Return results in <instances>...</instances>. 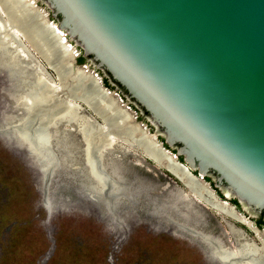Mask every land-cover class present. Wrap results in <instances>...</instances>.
<instances>
[{
    "label": "water",
    "instance_id": "water-1",
    "mask_svg": "<svg viewBox=\"0 0 264 264\" xmlns=\"http://www.w3.org/2000/svg\"><path fill=\"white\" fill-rule=\"evenodd\" d=\"M3 1L1 48L12 51L6 40L22 46L25 39L58 78L52 54L96 78L98 71L115 88L99 79L105 89L147 116L163 149L264 222V0H42L49 14L35 0H15V10ZM13 30L21 36L6 38ZM62 37L82 55L69 52ZM28 56L14 53V72ZM80 57L97 71L78 64ZM28 146L43 156L50 150Z\"/></svg>",
    "mask_w": 264,
    "mask_h": 264
},
{
    "label": "rangeland",
    "instance_id": "rangeland-1",
    "mask_svg": "<svg viewBox=\"0 0 264 264\" xmlns=\"http://www.w3.org/2000/svg\"><path fill=\"white\" fill-rule=\"evenodd\" d=\"M35 1L48 13L42 0ZM21 40L23 48L15 44L12 52L0 50V264H220L203 240L206 235L218 236L227 246L233 243V229L259 239L247 226L218 215L197 200L192 203L196 211L189 213L175 195V190L188 193V188L144 150L121 140L119 149L102 161L101 168L112 180L108 193H103L85 160L80 124L73 131L66 121L60 130L57 110L49 128L51 163L46 166L48 154L29 148L18 131L31 102L28 93L44 78L60 97L70 94L65 96L61 88H55L61 83L45 53L39 54ZM73 47L81 56L80 48L75 43ZM18 48L16 53L29 55L22 58V66L30 65L39 78L30 79V69L22 66L14 72V50ZM84 59L97 71L89 57ZM97 74L105 85V78ZM109 89L115 90L111 84ZM123 99L132 116L157 135L147 116ZM79 100V112L103 125L87 98ZM237 210L264 229V222Z\"/></svg>",
    "mask_w": 264,
    "mask_h": 264
},
{
    "label": "bare ground",
    "instance_id": "bare-ground-1",
    "mask_svg": "<svg viewBox=\"0 0 264 264\" xmlns=\"http://www.w3.org/2000/svg\"><path fill=\"white\" fill-rule=\"evenodd\" d=\"M13 1L15 2V0ZM2 2L5 4L3 0ZM9 3L10 9L14 8L15 10L16 4L14 3L13 5L12 0H9ZM0 7H3L1 2ZM0 26H4L2 21H0ZM32 30H25L29 38L33 36L34 32ZM13 34L8 33L5 36L6 38L9 36L19 37L20 31L13 30ZM6 41H9V43L12 41L14 45L16 44L11 39ZM61 44L64 47H68L69 52L74 51L73 46L66 45L67 41L63 37ZM1 47L0 44V50H4L3 52L7 51ZM19 49H16L14 53ZM70 61L67 57L60 58L58 55L54 59V66H56V70L60 74L59 81L61 83L55 88L58 90L61 88L62 94L68 95L69 93L70 95L64 99L60 97L59 91H57L59 94H56L57 92L53 93L52 86L48 85L44 78L38 79L37 84H35L36 88L28 93L32 105L30 110V105L27 103L26 117L20 124L21 126L19 125L18 127L20 136L31 146L32 144H39L41 148H50L48 145L50 141L49 128L55 120L53 116L56 110L61 115L60 122L64 120L73 126L80 124L79 126L82 128L80 133L85 139V148H83L85 160L93 169V171L91 170L92 176L97 187L105 194L108 193L112 180L107 172L101 168L104 158L107 159L109 153L114 149H119V140L123 143H130V146L141 148L152 160L176 176L188 188V193L175 190V195L177 199L184 202V206L189 213L196 211L192 203L197 200L214 210L218 215L229 217L247 226L259 238L256 241L241 229H233L231 237L234 244L227 240L230 241L229 246H227L218 236L215 238L209 234L206 235L203 240L208 243L214 258L220 264H264V230L255 227L232 204L220 199L209 184L191 174L170 152L163 149L160 142L156 140L155 135L148 133L144 126L132 116L126 106H122L121 100L113 92L105 89L100 80L94 77L90 70L86 71L81 66L72 68ZM78 88H82V90H78ZM71 90L72 92L70 93L69 91ZM83 97L87 98L86 102L90 105V108L103 120V125H95L90 117L79 112L77 100ZM31 113L32 118H29L28 116H31ZM33 135H35V139ZM39 154L41 153L39 152ZM47 157L48 163H45L46 166L51 163L49 153ZM180 204L183 205L182 203ZM93 209H96V207H93ZM229 235L227 238H229Z\"/></svg>",
    "mask_w": 264,
    "mask_h": 264
},
{
    "label": "trees",
    "instance_id": "trees-1",
    "mask_svg": "<svg viewBox=\"0 0 264 264\" xmlns=\"http://www.w3.org/2000/svg\"><path fill=\"white\" fill-rule=\"evenodd\" d=\"M84 61H85V59H84L83 57H80V58L78 59V64H80V65L85 64ZM104 83H105V85H106L108 88L110 87L109 81H108V79H107L106 77H105ZM160 140H162V142H164V139H163V138H160ZM165 147H166V148H169L166 144H165ZM173 152H175V151H173ZM179 160H180L181 162L184 161L183 157H180ZM194 174H197V172H194ZM206 180H207L208 182L212 183V185H213L212 179H211L210 177H207ZM216 190H217V189H216ZM221 197H222V196H221ZM231 202H232L234 205H236L238 208H240V205H239V203H238V201H237L236 199H233Z\"/></svg>",
    "mask_w": 264,
    "mask_h": 264
},
{
    "label": "flooded vegetation",
    "instance_id": "flooded-vegetation-1",
    "mask_svg": "<svg viewBox=\"0 0 264 264\" xmlns=\"http://www.w3.org/2000/svg\"><path fill=\"white\" fill-rule=\"evenodd\" d=\"M206 181H207V180H206ZM207 182H208V181H207ZM212 182H213V181H212ZM209 183H210V182H209ZM211 184H212V183H211ZM212 186H213V188H214L215 190L217 189L216 191H218V195H219L220 197L222 196L221 198L224 199V197H223V195L221 194V192L219 191V189L215 187L214 182H213V185H212ZM235 206H236V205H235ZM236 207H237V206H236ZM237 208H238V207H237ZM238 209H241V207L238 208ZM258 222H259V221H258ZM258 224H259V225H258L259 227L262 226V223H261V222H259ZM263 230H264V229H263Z\"/></svg>",
    "mask_w": 264,
    "mask_h": 264
}]
</instances>
